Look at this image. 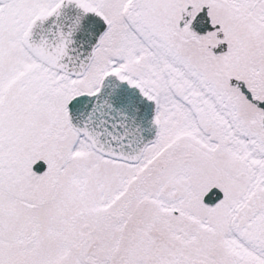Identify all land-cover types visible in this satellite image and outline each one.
Wrapping results in <instances>:
<instances>
[{
	"label": "snow or ice",
	"instance_id": "6c2138e0",
	"mask_svg": "<svg viewBox=\"0 0 264 264\" xmlns=\"http://www.w3.org/2000/svg\"><path fill=\"white\" fill-rule=\"evenodd\" d=\"M0 264H264V0H0Z\"/></svg>",
	"mask_w": 264,
	"mask_h": 264
}]
</instances>
